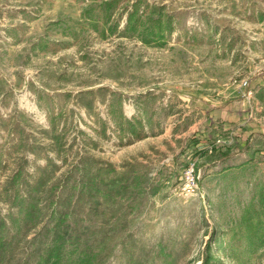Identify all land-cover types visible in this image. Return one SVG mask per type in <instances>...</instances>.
Instances as JSON below:
<instances>
[{
	"label": "rangeland",
	"instance_id": "obj_1",
	"mask_svg": "<svg viewBox=\"0 0 264 264\" xmlns=\"http://www.w3.org/2000/svg\"><path fill=\"white\" fill-rule=\"evenodd\" d=\"M54 245L264 264V0H0V264Z\"/></svg>",
	"mask_w": 264,
	"mask_h": 264
},
{
	"label": "built area",
	"instance_id": "obj_2",
	"mask_svg": "<svg viewBox=\"0 0 264 264\" xmlns=\"http://www.w3.org/2000/svg\"><path fill=\"white\" fill-rule=\"evenodd\" d=\"M183 184L181 191L186 196H192L197 195L201 192L199 181L197 179V176L195 174V168L194 165L189 166L183 176Z\"/></svg>",
	"mask_w": 264,
	"mask_h": 264
},
{
	"label": "trees",
	"instance_id": "obj_3",
	"mask_svg": "<svg viewBox=\"0 0 264 264\" xmlns=\"http://www.w3.org/2000/svg\"><path fill=\"white\" fill-rule=\"evenodd\" d=\"M64 254L67 255V251L62 252L61 249H60V246L54 245L51 249H48L46 251V255L43 258L44 259V263L47 262V261H51L52 264H59L60 259L64 256ZM86 259H80L79 260L80 261L79 264L85 263ZM202 264H206V263H204V260L202 261Z\"/></svg>",
	"mask_w": 264,
	"mask_h": 264
}]
</instances>
